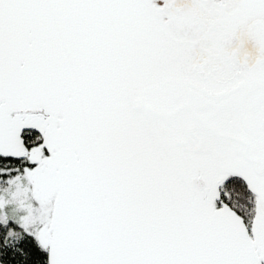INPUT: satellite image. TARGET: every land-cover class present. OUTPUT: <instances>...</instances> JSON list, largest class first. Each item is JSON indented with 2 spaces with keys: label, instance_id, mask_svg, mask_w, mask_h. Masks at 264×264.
<instances>
[{
  "label": "snow or ice",
  "instance_id": "snow-or-ice-1",
  "mask_svg": "<svg viewBox=\"0 0 264 264\" xmlns=\"http://www.w3.org/2000/svg\"><path fill=\"white\" fill-rule=\"evenodd\" d=\"M0 264H264V0H0Z\"/></svg>",
  "mask_w": 264,
  "mask_h": 264
}]
</instances>
